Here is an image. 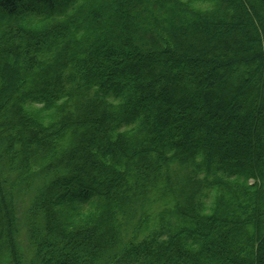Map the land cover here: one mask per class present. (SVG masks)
I'll return each mask as SVG.
<instances>
[{"label":"trees","instance_id":"1","mask_svg":"<svg viewBox=\"0 0 264 264\" xmlns=\"http://www.w3.org/2000/svg\"><path fill=\"white\" fill-rule=\"evenodd\" d=\"M100 2L0 0V264H264V0Z\"/></svg>","mask_w":264,"mask_h":264},{"label":"rangeland","instance_id":"2","mask_svg":"<svg viewBox=\"0 0 264 264\" xmlns=\"http://www.w3.org/2000/svg\"><path fill=\"white\" fill-rule=\"evenodd\" d=\"M106 0H101L100 3L105 2ZM84 3H93L94 0H83ZM22 27L30 32H34V31H38V32H43L46 28L45 26V21H38V20H21V21H16L14 22L13 19H8L5 17H1L0 16V50L2 49V47L6 48V40L4 39L3 35L6 32H11V34H9V39L7 40H14V41H10V42H16L17 44L19 43L18 39H14L16 37V35L18 34L17 31H23ZM43 155V151L41 152L40 150H38L35 153L36 157H41ZM35 168V167H33ZM12 176H9L8 178L10 180H12L14 178V174L11 173ZM45 175V173H44ZM36 186H38V180H35L32 184L31 187L29 189L26 190V193L23 192V194L21 193V196H18V201H17V208L19 212H23L25 211L29 206L30 203L32 201V199H30V195L32 197V192L33 190L36 188ZM25 193V194H24ZM156 205V204H155ZM150 205L146 204V211H148V207ZM166 208H161V207H154L153 205L151 206L150 210L148 212H151V214L148 216V220L149 222H151L152 224L157 223L159 221V218H161L162 220H165L164 218V214H165ZM83 215V214H81ZM143 216V215H142ZM144 217V216H143ZM61 219H66L65 217H63V215H61ZM145 217L142 218L141 223H145ZM161 223V221H160ZM23 224V221H22ZM28 235L26 234V229L23 227L21 228V231L19 232V235L17 236V241H18V245H17V251L18 253L22 254L24 257H31V255H33V251L32 248H30V244H28Z\"/></svg>","mask_w":264,"mask_h":264}]
</instances>
